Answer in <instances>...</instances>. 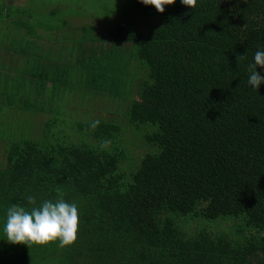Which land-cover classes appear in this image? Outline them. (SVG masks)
<instances>
[{
  "label": "trees",
  "instance_id": "obj_1",
  "mask_svg": "<svg viewBox=\"0 0 264 264\" xmlns=\"http://www.w3.org/2000/svg\"><path fill=\"white\" fill-rule=\"evenodd\" d=\"M88 1L29 0L34 16L13 0L0 7V22L17 18L23 30L16 53L24 67L31 59L42 74L52 50L38 43L48 41L40 30L57 39L75 27L62 24L69 17L105 19L81 28L71 54L96 80L95 94L129 102L123 117L107 113L95 131L92 121L53 115L43 140L9 143L0 163V264H264V84L250 86L247 70L264 50V0H198L194 12L177 0L163 14L134 0L127 15L89 13ZM73 89L55 87L48 98L42 87L40 95L52 111ZM59 123L82 138L56 134ZM124 124L141 147L125 144ZM28 196L77 205L75 246L7 241V209L30 211ZM186 217L234 227L199 230Z\"/></svg>",
  "mask_w": 264,
  "mask_h": 264
},
{
  "label": "rangeland",
  "instance_id": "obj_2",
  "mask_svg": "<svg viewBox=\"0 0 264 264\" xmlns=\"http://www.w3.org/2000/svg\"><path fill=\"white\" fill-rule=\"evenodd\" d=\"M9 1L0 0V7L7 8V2ZM28 1L13 0V3L22 8L26 7L29 14H33L34 16L36 14L34 13L36 8L32 11V4ZM37 3L40 4L38 1ZM69 5L70 3H65L64 7H68ZM84 5V7L90 10L89 13L99 12L103 14L115 10L120 14L122 12L123 15L128 14L129 7H136L134 0H98L96 2L89 0ZM91 9L95 10L92 11ZM58 14L60 15L61 12L58 11ZM69 18L70 20L76 19L75 24L78 28L76 30V36H70L65 33V36H60L54 40L51 39L49 42L43 38L38 40L39 44H45L43 48L51 47L52 50L49 63L48 61L44 62L45 65L48 63L47 73L43 72V74L41 72L37 73V71L34 72L35 65L33 63L30 64L31 59H28V67L25 68V59L16 53V46L19 45L16 40L20 38L19 36L23 32V30L19 31L20 33L17 32V26L19 25L18 19H6L3 23L0 22V163L2 162V164H4L10 142L18 140L24 141L27 139L33 141L43 140V137L47 135V126L53 122V115L61 117L64 120L65 118H73L76 121H94L106 118L107 116L105 117V115L107 113L119 115L121 118L129 109V102L127 101L114 99L112 95L95 94L96 92L99 93L96 90V80L91 79V73L88 69H83L79 66L76 62L78 56L76 57V55L71 54L72 48L76 44V41H73V39L75 40V37H81V28L89 24L92 26L94 23H97L98 19L101 21H105V19H100L98 16ZM25 19L28 21V18ZM0 20H3L1 16ZM30 20H33L34 23L36 22L38 26L43 21L39 17H34ZM69 25H74V23H69ZM89 31H92V29L89 28ZM39 33L40 37L41 34H49V32L44 33L43 29ZM50 37L53 38L52 36ZM45 38L47 37L45 36ZM87 43L89 44H85V46L91 47L90 43L94 44L95 42L88 41ZM49 44L50 47L48 46ZM102 44L104 47V42ZM95 64L97 65V63ZM71 65H73L72 68H70ZM110 76L112 77V73H110ZM128 78L129 75L126 73V81ZM39 81L41 82L39 83ZM100 84L105 85L103 82H99ZM42 87H45L46 93L44 94L48 98L52 95L55 87H59L63 95L66 89H74L72 92L69 91L66 98H60L58 104L54 101L52 107L56 110L51 111L48 106L50 104L49 100L41 99ZM55 98L53 97L52 99ZM38 103L40 104L39 106L37 105ZM35 104L39 107L38 110L33 107ZM59 105L60 108L58 107ZM40 108L45 109L46 112L40 110ZM58 125L57 129H55L56 132L54 131L56 134H59V130L61 131L62 128L67 130L60 123ZM124 127L126 129L123 138L125 144L133 148L134 146L141 147L139 136L136 140L133 131L130 130L128 125L124 124ZM67 133L69 138L74 137L77 140L82 138L71 126L68 128ZM133 148L131 150L132 154ZM138 151L135 150L134 155H138ZM186 220L189 223L195 222L192 225L195 227L197 225L199 230H204L209 225L214 226L212 228L215 233L232 232L234 227V223L230 221L220 222L219 225H214L216 224L215 222H207L202 219L194 221L191 217H186Z\"/></svg>",
  "mask_w": 264,
  "mask_h": 264
},
{
  "label": "clouds",
  "instance_id": "obj_3",
  "mask_svg": "<svg viewBox=\"0 0 264 264\" xmlns=\"http://www.w3.org/2000/svg\"><path fill=\"white\" fill-rule=\"evenodd\" d=\"M145 6L154 7L163 14L167 6H174L177 0H140ZM181 3L194 12L200 3L198 0H181ZM246 56H238V62ZM264 68V50H258L254 55V63L248 64V84L259 90L264 84V76L257 71V67ZM219 119L217 120V122ZM100 121L94 120L90 127L93 131ZM110 141L101 142V147H107ZM27 202L31 210L19 205L7 209L4 232L7 241L14 245H25L31 249L34 245L40 247L57 244L60 248L75 246L79 238V212L75 203L66 202L62 196L55 201L45 200L37 204L34 196H28Z\"/></svg>",
  "mask_w": 264,
  "mask_h": 264
},
{
  "label": "crops",
  "instance_id": "obj_4",
  "mask_svg": "<svg viewBox=\"0 0 264 264\" xmlns=\"http://www.w3.org/2000/svg\"><path fill=\"white\" fill-rule=\"evenodd\" d=\"M75 21H76V19L75 20H70V18H67V19H65L64 21L62 20V24H69V23H74V25H75V27H76V24H75ZM75 27L74 28H69V29H66V30H64V33H62V34H64V36H65V33L66 34H68V35H75V34H77V32H76V30H78V29H75ZM44 33H45V31H44ZM61 33H59L58 35H57V38H59L60 36H63ZM41 36L43 37H47L46 39H48V42L49 41H51V39L52 40H54L55 38L53 37V38H51L50 37V33L49 34H41ZM74 40V39H73ZM49 46V45H48Z\"/></svg>",
  "mask_w": 264,
  "mask_h": 264
}]
</instances>
